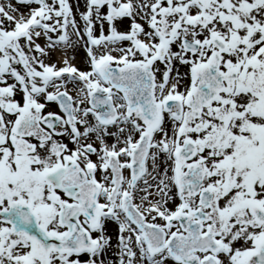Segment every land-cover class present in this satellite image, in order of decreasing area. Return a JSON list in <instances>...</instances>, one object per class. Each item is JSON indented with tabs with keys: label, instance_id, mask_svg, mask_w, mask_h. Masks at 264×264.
Listing matches in <instances>:
<instances>
[{
	"label": "snow or ice",
	"instance_id": "snow-or-ice-1",
	"mask_svg": "<svg viewBox=\"0 0 264 264\" xmlns=\"http://www.w3.org/2000/svg\"><path fill=\"white\" fill-rule=\"evenodd\" d=\"M0 264H264V0H0Z\"/></svg>",
	"mask_w": 264,
	"mask_h": 264
}]
</instances>
